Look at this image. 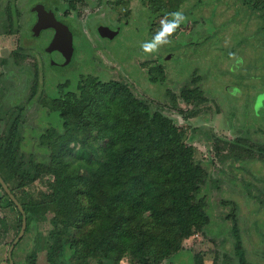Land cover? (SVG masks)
<instances>
[{
  "label": "rangeland",
  "instance_id": "374dc122",
  "mask_svg": "<svg viewBox=\"0 0 264 264\" xmlns=\"http://www.w3.org/2000/svg\"><path fill=\"white\" fill-rule=\"evenodd\" d=\"M14 2L19 11L12 12L11 24L6 6ZM32 4H43L54 15L58 24L51 26L52 31L30 32ZM168 7L167 0L153 4L79 0L73 12L65 0H1L0 136L5 132L13 136L17 124L19 150L44 158L45 153L35 150L34 131L61 124L58 113L43 105L46 97L58 93V84L68 81L71 87L81 75L123 80L185 132L194 160L209 173L201 192L207 200L208 223L160 264H220L224 254L237 264L233 220L228 216L233 207L246 258L264 264V162L253 148L264 145V95L259 96L264 89V39L256 33L259 17L242 0H185L180 7L183 19L169 26L165 24ZM145 9L156 13L151 29ZM54 35L64 56L47 50ZM146 42L157 46L145 52L141 45ZM150 66L157 69L152 73L156 81H148ZM195 86L204 100L189 92ZM183 87L189 101L180 96ZM193 110L196 114L187 115ZM238 137L248 142L253 153L236 159L228 144ZM0 217L9 223L1 237L0 264H9L7 252L17 235V217L2 201ZM47 227V222H40V229ZM34 237L18 240L13 251L16 263L23 264ZM45 252H37V264H48ZM120 264H128L127 259Z\"/></svg>",
  "mask_w": 264,
  "mask_h": 264
},
{
  "label": "trees",
  "instance_id": "16d2710c",
  "mask_svg": "<svg viewBox=\"0 0 264 264\" xmlns=\"http://www.w3.org/2000/svg\"><path fill=\"white\" fill-rule=\"evenodd\" d=\"M145 1L153 4L159 0ZM183 1L167 0L165 24L174 25L177 18L173 14L182 12ZM65 2L69 11L78 10L79 0ZM242 3L259 17L256 33L264 39V0ZM145 10L151 29L156 13ZM6 12L13 22L10 3ZM156 70L147 68L148 81H156L152 76ZM57 89L43 105L58 113L61 124L34 131L38 137L35 150L46 157L19 150L17 124L13 136L6 132L0 136V176L24 209L23 236L35 235L22 263L37 264V252L46 250L48 264H120L124 257L128 264H160L209 220L207 200L201 194L209 173L194 160L185 132L123 80L81 75L73 86L65 81ZM36 90L34 83L32 92ZM186 90L183 87L180 96L189 101ZM189 92L204 100L199 87ZM171 99L174 107L173 95ZM194 114V110L187 113ZM253 146L264 162V145ZM228 148L236 159L253 153L240 137ZM0 201L15 211L18 233L22 214L1 185ZM232 210L228 216L233 220L237 264H253L245 256L235 207ZM42 221L47 228H39ZM8 227L7 220L0 217V238ZM14 248L11 257L19 264ZM220 264L233 262L224 254Z\"/></svg>",
  "mask_w": 264,
  "mask_h": 264
},
{
  "label": "water",
  "instance_id": "95a60500",
  "mask_svg": "<svg viewBox=\"0 0 264 264\" xmlns=\"http://www.w3.org/2000/svg\"><path fill=\"white\" fill-rule=\"evenodd\" d=\"M32 10H35L37 13V20L35 22V24L32 27V30L34 33H39V31L41 29H47V28H51V26L54 23H57L58 21L55 20L54 15L52 13L46 12L43 8L42 5H35L33 7ZM58 24V23H57ZM58 28V27H57ZM108 28H104V30H107ZM55 30V28H54ZM99 31L102 35H105L106 33L101 31L99 28ZM71 33H69L70 35ZM60 40L58 39V37L56 35H54V37H52V40L50 41L47 50L51 53H53V51L58 52L59 55L64 56V54L61 51L62 46L59 45ZM63 42V40H61ZM71 56L65 58L66 60H68ZM230 87V86H228ZM232 88V87H231ZM262 93V94H261ZM259 93L261 95H264V90L263 92ZM0 185L3 189V191L8 195V197L10 198V200L15 204V206L17 207V209L19 210V212L22 214L21 217V226L19 229V232L17 233L16 237L14 238V240L11 242L8 252H7V259H8V263L9 264H15L12 257H11V252L12 249L14 248L15 244L17 243V241L22 237L25 228H26V218H25V213H24V209L21 206V204L18 202V200L16 199V197L14 196V194L11 192L10 188L8 187V185L5 183V181L3 180V178L0 176Z\"/></svg>",
  "mask_w": 264,
  "mask_h": 264
},
{
  "label": "flooded vegetation",
  "instance_id": "af4514ba",
  "mask_svg": "<svg viewBox=\"0 0 264 264\" xmlns=\"http://www.w3.org/2000/svg\"><path fill=\"white\" fill-rule=\"evenodd\" d=\"M1 1V0H0ZM17 1V0H16ZM14 3H15V5H14ZM13 4L11 3V6L13 7V13H18V11H19V8H18V5H17V3L16 2H14ZM36 4H32L31 6H30V8H29V11H31V14H32V16H33V21H32V23L30 24V32L33 34L34 32H33V30H32V27H33V25L35 24V22H36V20H37V13H36V11L35 10H32L33 9V7L35 6ZM43 5V4H42ZM14 6H17L16 8H14ZM45 7V6H44ZM15 9V10H14ZM46 9V8H45ZM15 11V12H14ZM46 29H41L40 31H39V34L41 33V32H43V31H45ZM47 30H51L52 31V29L51 28H47ZM38 34V35H39ZM0 93H1V88H0ZM0 241H1V238H0Z\"/></svg>",
  "mask_w": 264,
  "mask_h": 264
},
{
  "label": "clouds",
  "instance_id": "9594fccd",
  "mask_svg": "<svg viewBox=\"0 0 264 264\" xmlns=\"http://www.w3.org/2000/svg\"><path fill=\"white\" fill-rule=\"evenodd\" d=\"M173 15L177 18L178 21L183 19V15L181 12L174 13ZM156 46H157L156 44L148 43V42L141 45V47L145 52L153 51Z\"/></svg>",
  "mask_w": 264,
  "mask_h": 264
}]
</instances>
